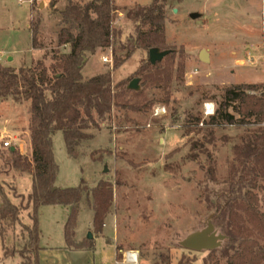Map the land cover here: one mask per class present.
Here are the masks:
<instances>
[{"label": "rangeland", "instance_id": "obj_1", "mask_svg": "<svg viewBox=\"0 0 264 264\" xmlns=\"http://www.w3.org/2000/svg\"><path fill=\"white\" fill-rule=\"evenodd\" d=\"M45 1L50 6L54 0H36L31 6L29 0H0V67L18 70L22 66L32 68L37 62L47 67L51 64L58 28L57 20H51L54 17L47 10L39 9V3ZM78 1L83 0H72ZM151 1L114 0L122 8L147 6ZM191 14L199 16L191 19ZM263 14L264 0H168L165 43L172 57L161 61L162 68L171 75L167 94L153 82L143 83L147 72L135 74L140 67L144 69L141 62L147 59L145 51H136L115 71L111 68L112 49L98 50L87 59L83 77H91L93 72H111L114 85L121 83L127 87L137 79L142 97L132 101L152 104L143 112L129 113L131 122L122 119V113H114L113 122L87 131L93 138L74 148L76 159L68 156L62 135L53 136L52 152L58 167L56 186L74 188L84 181L90 190L99 180H105L111 184L112 200L100 234L90 226L93 217L89 197H83L79 203L74 232L78 238L87 232L85 239L91 233L94 249L78 257L62 255L63 250H70L64 239L68 209L39 208L38 246L40 251H46V256L39 251L38 264H115V248L121 255L118 264H162L160 255L168 256L172 264H177L181 257L193 261L192 264H204L210 252L189 251L180 243L209 226L225 239L212 251L214 259L207 263L228 264L222 253L232 255L231 247L236 244L227 238V218L221 211L244 192L238 193L236 180L229 177L232 149L257 126L220 123L209 142L205 127L195 126L189 119L197 116L207 121L203 104L212 103L216 111L222 88L264 83ZM114 27L122 33V41L133 34V26L123 13L116 16ZM32 28L37 29V48L31 46ZM114 51L123 55L116 48ZM201 51L207 53L208 62L200 61ZM102 58L109 63H103ZM178 65L183 66L181 79L176 78ZM28 109L23 99L0 100V186L8 200L22 208L27 205L31 174L15 170L6 162L11 157L2 142L10 141L19 155L31 160ZM162 109L165 112L155 116ZM119 126L122 128L118 129ZM193 144L197 145L194 150ZM200 146L214 157V182L207 178V161ZM192 154L197 156L195 160L191 159ZM255 192L262 199V192ZM30 211L22 210L18 224L6 231L4 247L15 254L3 259L0 242V264H22L24 259L19 253L33 258L26 245L28 234L22 230L25 224L31 226ZM259 211L264 214L263 202ZM258 243L264 247V241L258 239ZM128 253L136 255V262L126 261Z\"/></svg>", "mask_w": 264, "mask_h": 264}, {"label": "trees", "instance_id": "obj_2", "mask_svg": "<svg viewBox=\"0 0 264 264\" xmlns=\"http://www.w3.org/2000/svg\"><path fill=\"white\" fill-rule=\"evenodd\" d=\"M35 1L31 0V5ZM167 1L152 0L147 6L134 5L130 8L119 7L114 0L70 2L59 13L61 28L57 33V48L51 51V64L48 67L43 62H37L32 68L22 66L18 70L0 67V100L13 97L23 99L29 105L28 131L32 151L31 160H27L16 150H7L11 158L6 162L15 170L31 174V191L26 196L27 205L22 208L12 204L0 186V242L3 259L15 254V251H8L4 247L6 231L18 224L22 210L30 209L31 226H22V230L28 234L26 245L33 258L27 259L22 253L19 254L24 259L22 264H38L41 248L38 246L37 213L44 206L68 209L64 226L67 248L94 249L93 239H85L81 243L74 240L78 205L83 197H89L93 229L100 234L111 206V184L99 180L88 190L85 182L81 181L74 188H56L58 167L53 158L52 138L60 133L68 156L76 159L74 148L93 138L87 131L98 130L113 122L116 118L114 113H122V119L131 122L129 113H140L151 106L150 102L141 105L134 103L132 100L142 97V91H130L121 83L114 85L111 72L85 78L82 70L87 59L98 50L112 49V71L123 65L136 51L148 52L157 48L170 51L167 57L171 58L172 51L165 43ZM122 13L133 26V34L125 41L121 39L122 33L114 27L116 16ZM30 31L31 46L37 48V29L32 28ZM61 47H67L68 51L60 52ZM114 48L123 55H117ZM141 63L144 69L140 67L135 74L147 72L143 83L153 82L167 94L171 75L162 68V63L152 66L148 57ZM176 76L182 78V65L177 66ZM220 91L222 99L213 116L207 121H201L197 116L189 119L193 125L202 124L205 127L209 142L213 141L214 129L220 123L239 127L257 126L249 137L232 149L233 161L229 177L231 181L236 180L238 193L244 192L239 199L225 204L221 211L223 217L227 218V238L236 244V247H231L234 250L232 255H228L227 251L222 254L228 264H264V247L258 243V239L264 241V214L259 211L260 202L264 203V83L232 85ZM165 98L168 99V95ZM196 147L193 144L191 149ZM200 148L207 161V178L214 182V157L209 151H204L203 146ZM190 157L192 160L197 158L194 154ZM255 191L262 192V199ZM115 251V261L119 262L120 250L116 248ZM213 259L214 253L210 252L204 264ZM160 261L162 264H172L166 255H160ZM192 263L184 257L177 262Z\"/></svg>", "mask_w": 264, "mask_h": 264}, {"label": "water", "instance_id": "obj_3", "mask_svg": "<svg viewBox=\"0 0 264 264\" xmlns=\"http://www.w3.org/2000/svg\"><path fill=\"white\" fill-rule=\"evenodd\" d=\"M198 14H191V19H197ZM170 54V51H161L157 48H153L148 50L147 57L152 66L156 65L157 63H160L165 57H167ZM199 59L202 62H208V55L205 51H201L199 53ZM138 80L134 79L130 82L127 89L130 91H138L139 86ZM11 152H14L15 149L11 148ZM107 170L104 169L103 173H106ZM86 239L91 240L93 239V235L91 233H88ZM225 239L223 235H217L213 229V227L209 226L202 231L196 232L190 236H188L186 239H184L180 245L183 249L189 250V251H208L212 252L220 247L221 242Z\"/></svg>", "mask_w": 264, "mask_h": 264}, {"label": "crops", "instance_id": "obj_4", "mask_svg": "<svg viewBox=\"0 0 264 264\" xmlns=\"http://www.w3.org/2000/svg\"><path fill=\"white\" fill-rule=\"evenodd\" d=\"M29 2H30V6H31V0H29ZM70 2H72V0L70 1V0H57V2L54 0L53 2H51V4H50V6H47V3H46V1L45 2H43V3H39V9H42V11L43 10H47L48 11V14L50 13V15L51 16H53L54 17V19H51V20H57V24H56V28H58V30H57V32H59V30H60V28H61V19H60V15H59V13L60 12H62L64 9H65V7L70 3ZM62 3H63V5H62ZM50 16V17H51ZM50 17H49V19H50ZM57 35V34H56ZM56 42H57V36H56ZM60 50L61 49H64V51L65 50H67L68 51V48L67 47H61V48H59ZM67 51H65V52H67ZM96 73V72H95ZM100 74V73H99ZM91 75V77H93V76H95V75H97V74H94V72L92 73V74H90ZM87 78H90V77H87ZM55 186H56V183H55ZM56 188H58V189H62V188H60V187H57L56 186ZM30 191H31V184H30ZM30 191H29V193H30ZM28 193V194H29ZM67 209V208H66ZM92 217H93V212H92ZM92 225V222H90V226ZM25 226H29V225H26L25 224ZM87 232H85V233H83V234H81V236H80V238H78V236H77V234H76V232H75V237H74V240H75V242L76 243H81L82 241H83V239H85L84 238V235L86 234ZM94 237H96V236H94ZM106 243H109V242H107V240H106ZM116 249V248H115ZM60 251L61 250H63L62 248H60L59 249ZM84 251H86V250H74V249H70V250H63V252H62V255H69V254H72V255H75V257H78V255H81L82 254V252H84ZM52 250H51V254H52ZM50 253V252H49ZM41 256H46V251H40V253H39ZM115 264H118V262H116L115 261Z\"/></svg>", "mask_w": 264, "mask_h": 264}, {"label": "built area", "instance_id": "obj_5", "mask_svg": "<svg viewBox=\"0 0 264 264\" xmlns=\"http://www.w3.org/2000/svg\"><path fill=\"white\" fill-rule=\"evenodd\" d=\"M262 18L264 19V14L262 15ZM102 62L107 64V63H109V60H107V58H102ZM161 112L164 113L165 112L164 109L157 110L156 113H155V116H158ZM214 113H215V109H214V105L212 103L203 104V115L206 118H209V117L213 116ZM200 126H202V124H200ZM2 147L4 149H6V150L11 149V148H14L16 150V148L11 145L10 141H3L2 142ZM18 150H19V152L22 151V149L20 147H18ZM136 260H137L136 255H134L132 253H128L126 255V261L127 262H136Z\"/></svg>", "mask_w": 264, "mask_h": 264}]
</instances>
